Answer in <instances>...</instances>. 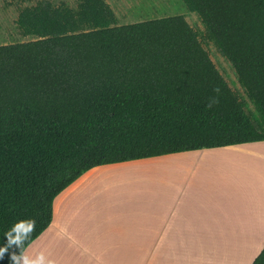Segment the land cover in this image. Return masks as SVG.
<instances>
[{
	"label": "trees",
	"instance_id": "16d2710c",
	"mask_svg": "<svg viewBox=\"0 0 264 264\" xmlns=\"http://www.w3.org/2000/svg\"><path fill=\"white\" fill-rule=\"evenodd\" d=\"M32 1H16L15 24L34 39L0 44V247L33 218L27 247L56 196L96 166L264 141V0H183L247 100L183 15L120 25L107 0Z\"/></svg>",
	"mask_w": 264,
	"mask_h": 264
},
{
	"label": "crops",
	"instance_id": "0c3cea01",
	"mask_svg": "<svg viewBox=\"0 0 264 264\" xmlns=\"http://www.w3.org/2000/svg\"><path fill=\"white\" fill-rule=\"evenodd\" d=\"M257 147L264 141L96 166L56 196L51 224L26 248L57 264H252L264 197L243 157Z\"/></svg>",
	"mask_w": 264,
	"mask_h": 264
},
{
	"label": "rangeland",
	"instance_id": "374dc122",
	"mask_svg": "<svg viewBox=\"0 0 264 264\" xmlns=\"http://www.w3.org/2000/svg\"><path fill=\"white\" fill-rule=\"evenodd\" d=\"M16 1L17 0H0V44H8L13 42L28 41L34 39L31 36L22 37L18 33L15 24V19L17 18L18 15V5ZM35 1L36 0H33L32 3H35ZM51 1L57 4L61 0H51ZM65 1H67L68 4L71 5L72 7H76L79 0H65ZM107 1L111 4L112 8L114 9L120 25L154 19V18L183 15L188 21V23L199 33L205 48L209 51L211 59L213 60V62L215 63L221 74L224 76L225 80L231 86V88L234 91H236L241 96V98L246 100L248 99L244 89L239 84L236 70L233 67L232 63L219 52V50L217 49V47L214 45L213 42L203 40L206 35L205 26L201 18L195 12H190L187 9L183 0H107ZM249 106L252 110H254V106L252 105L251 102H249ZM261 156L264 158L263 147H257L254 150L244 154L243 157L244 171H245L244 174H246V177H251L253 178L254 181H256L254 184L256 188L259 189L262 196L264 197V183L261 184L260 181L256 179L259 176L264 179V161L259 160ZM159 162H165V161H159ZM150 163H157V162H149L145 164H150ZM141 170L143 173L147 174L146 175L148 178L147 183L150 186L157 184L156 175L148 174L146 170H144L143 166L141 167ZM115 183H120L117 186V190H118L123 188L124 185L128 184L129 180L128 179H125L124 181L117 180ZM260 208H264V200L262 198H261ZM262 239L259 240L260 243L255 244L253 246L254 249L260 244L261 246L259 247V249L263 247L264 240Z\"/></svg>",
	"mask_w": 264,
	"mask_h": 264
},
{
	"label": "clouds",
	"instance_id": "9594fccd",
	"mask_svg": "<svg viewBox=\"0 0 264 264\" xmlns=\"http://www.w3.org/2000/svg\"><path fill=\"white\" fill-rule=\"evenodd\" d=\"M217 95L210 97L207 104L208 108L219 104L220 89L213 90ZM36 231V221L33 218H23L17 220L5 233L7 244L0 247V258H3L10 248L15 246L19 253L12 251L10 254L11 264H57L56 260L46 255L44 251H36L30 254L25 245L31 240L32 234Z\"/></svg>",
	"mask_w": 264,
	"mask_h": 264
}]
</instances>
